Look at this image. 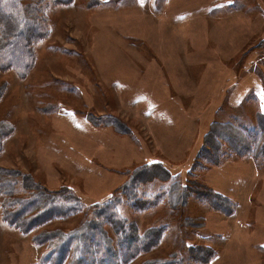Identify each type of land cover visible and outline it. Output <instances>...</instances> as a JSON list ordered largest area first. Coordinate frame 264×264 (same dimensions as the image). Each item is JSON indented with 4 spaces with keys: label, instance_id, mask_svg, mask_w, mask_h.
<instances>
[{
    "label": "rangeland",
    "instance_id": "1",
    "mask_svg": "<svg viewBox=\"0 0 264 264\" xmlns=\"http://www.w3.org/2000/svg\"><path fill=\"white\" fill-rule=\"evenodd\" d=\"M44 17L28 75L0 69V189L6 202L67 196L83 209L23 233L0 194V264H48L35 237L81 242L115 197L125 232L166 228L129 264L198 253L264 264V158L196 166L204 145L221 144L215 134L264 120V0H74ZM161 189L162 205L133 210Z\"/></svg>",
    "mask_w": 264,
    "mask_h": 264
},
{
    "label": "trees",
    "instance_id": "2",
    "mask_svg": "<svg viewBox=\"0 0 264 264\" xmlns=\"http://www.w3.org/2000/svg\"><path fill=\"white\" fill-rule=\"evenodd\" d=\"M39 1L42 2L43 8L34 6L32 0L30 1L32 3L26 7L22 0H0V28L7 32L6 38L0 43V69H15L21 78L28 75L36 62V44L47 38L50 33L44 10L47 6L70 4L74 0ZM232 127L234 137L215 134L221 144L204 145L196 166L217 165L224 157L232 155L237 157L252 155L257 159L264 158V120L259 127L253 129ZM7 133L8 128L6 132H3V137ZM210 134L214 135L213 130ZM1 135L0 130V152ZM225 151L230 154H226ZM154 168H150V172H153ZM11 184L14 186L13 181ZM166 192L169 191L161 189L147 199L135 201L132 205L133 210H148L162 205L166 200ZM0 194L4 196V220L23 233H28L47 223L74 216L83 209L79 202L67 196H58L53 199L52 203L45 205L41 197L25 198L26 200L22 199L21 202L16 200L6 202V191L0 189ZM118 212L119 201L116 197L99 207L93 223L86 229L87 233L81 242L73 233H43V235L36 236L35 241L49 245L44 262L48 264H129L132 260L155 248L163 239L164 229H166L163 226L150 235L148 233L140 235L136 228H133L132 232H125V227H132L130 224L127 225L126 220ZM106 226H109L114 237L111 236V231L106 229ZM211 257V255L198 253L191 258L192 264L207 263ZM179 263L177 260L144 262V264Z\"/></svg>",
    "mask_w": 264,
    "mask_h": 264
}]
</instances>
